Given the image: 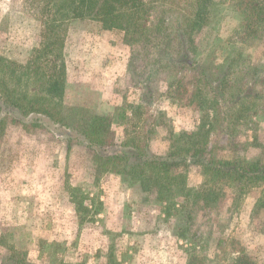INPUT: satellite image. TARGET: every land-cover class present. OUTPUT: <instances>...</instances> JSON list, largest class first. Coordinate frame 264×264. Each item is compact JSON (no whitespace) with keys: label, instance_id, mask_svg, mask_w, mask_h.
<instances>
[{"label":"rangeland","instance_id":"374dc122","mask_svg":"<svg viewBox=\"0 0 264 264\" xmlns=\"http://www.w3.org/2000/svg\"><path fill=\"white\" fill-rule=\"evenodd\" d=\"M213 1L211 21L197 35L194 58L199 62L212 49L218 33L225 38L230 32L228 24L236 21L237 13L223 0ZM28 4L0 0V61L22 65L16 81L24 92L32 94L42 89L41 79L28 71L37 55L35 49L43 45L46 24L40 8ZM251 44L246 54L250 66L262 74L255 84L260 97L254 99L251 109L258 111L250 116L254 123L247 125L240 139L254 142L257 138L255 142L264 144V38ZM130 58L123 30L104 29L89 19L67 25V97L91 103L102 114L116 107L109 101L123 100L121 105L140 102L144 113L136 120L137 136L142 138L145 125L152 123L154 154L164 156L175 136L197 129L204 111L172 102L164 94L167 83L162 80L163 73L146 66L134 71ZM254 77L258 76L249 73L247 81ZM97 86L105 87L104 95L111 98L103 97ZM159 110L163 114L157 119L159 125H154ZM124 130L125 125L113 121L104 145L106 152L119 149ZM226 143L225 134L220 133L217 145L225 147ZM247 143L248 157L260 154L262 146ZM93 153L82 140L73 138L68 145L48 128L26 129L11 120L4 124L0 131V264H186L188 243L176 235L185 226L187 210L180 206L183 198L175 193L172 204L166 206L143 192L138 182H123L112 172L97 175ZM229 154L227 149L214 151L216 157ZM186 182L190 187L202 184L199 165H189ZM72 187L102 202L99 213L90 214L92 218L83 223L69 198ZM263 190L264 184L253 187L235 200L233 188L223 184L217 208L211 213L214 231L234 237L260 264H264V209H256L255 203ZM209 244L213 248L215 242Z\"/></svg>","mask_w":264,"mask_h":264},{"label":"trees","instance_id":"16d2710c","mask_svg":"<svg viewBox=\"0 0 264 264\" xmlns=\"http://www.w3.org/2000/svg\"><path fill=\"white\" fill-rule=\"evenodd\" d=\"M223 2L237 13L236 21L228 24L230 32L225 38L218 33L212 49L199 62L194 58L197 35L211 21L213 0H24L45 14L43 45L35 49L37 55L28 71L41 79V92H24L16 81L22 65L0 61V131L8 120L26 129L48 128L68 145L75 138L92 147L97 175L112 172L123 182H138L143 192L166 206L178 193L183 198L180 206L187 210L185 226L176 231L177 237L188 243L186 264H260L234 237L216 233L211 216L223 184L233 188L235 200L264 184V144L255 142L257 138L254 142L240 139L258 113L251 109L254 99L260 97L255 84L262 74L250 66L246 49L264 38V0ZM77 19L123 30L134 62L132 69L154 67L163 73L167 98L204 111L197 129L180 132L167 154L160 156L149 150L152 123L145 125L142 138L137 136V118L144 113L141 104L112 107L113 112L102 114L91 103L70 101L64 38L67 25ZM249 73L258 76L250 83ZM157 113L154 125H159L157 119L163 114L161 110ZM114 120L125 125V135L117 151L106 152L104 145ZM220 133L226 136L225 147L217 145ZM247 142L262 146L260 154L248 157ZM215 148L227 149L230 154L216 157ZM191 164L202 169L203 182L198 187L186 182ZM68 191L80 223L99 213L102 202L98 198L83 195L74 187ZM255 208L264 209V190ZM210 241L215 242L213 248Z\"/></svg>","mask_w":264,"mask_h":264},{"label":"crops","instance_id":"0c3cea01","mask_svg":"<svg viewBox=\"0 0 264 264\" xmlns=\"http://www.w3.org/2000/svg\"><path fill=\"white\" fill-rule=\"evenodd\" d=\"M67 70V69H66ZM66 77H67V71H66ZM68 79V78H67ZM96 89H98L99 91H101V93H102V96L103 97H106V98H108V99H110L111 98V96H106V95H104V90H105V87H102V86H97V88ZM113 91V90H112ZM122 101L123 100H120V101H115V102H113V101H109L108 103L110 104V105H114V106H120L121 104H122ZM137 105V104H140V102H131L130 104H128V105ZM127 114H128V116H131V110L130 109H128L127 110ZM121 126H122V124H121ZM122 137H123V135H122ZM122 140H123V138H122ZM153 141L154 140H151L150 142H149V148H150V150H151V152L152 153H155L154 151H155V148H154V145H153ZM122 142V141H121ZM118 148H120V144H119V146H118ZM72 203V202H71ZM73 204V203H72ZM74 207V206H73ZM117 264V263H116Z\"/></svg>","mask_w":264,"mask_h":264}]
</instances>
